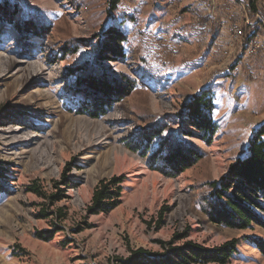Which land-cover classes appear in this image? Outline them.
Wrapping results in <instances>:
<instances>
[{"label": "rangeland", "instance_id": "374dc122", "mask_svg": "<svg viewBox=\"0 0 264 264\" xmlns=\"http://www.w3.org/2000/svg\"><path fill=\"white\" fill-rule=\"evenodd\" d=\"M252 6L0 0V264H125L139 249L165 256L234 239L226 264H264V207L245 203L259 222L244 230L209 217L214 184L264 129ZM199 96L212 106L208 133L193 114ZM186 152L198 161L183 169L172 156ZM103 181L121 196L91 215Z\"/></svg>", "mask_w": 264, "mask_h": 264}, {"label": "trees", "instance_id": "16d2710c", "mask_svg": "<svg viewBox=\"0 0 264 264\" xmlns=\"http://www.w3.org/2000/svg\"><path fill=\"white\" fill-rule=\"evenodd\" d=\"M252 7L250 9L254 10ZM122 37L123 34L117 32L113 34L112 40L119 43L125 40ZM118 47L121 46L118 45ZM110 51L115 55L121 53V51L115 50V47L114 49L113 47L110 48ZM95 85H100L101 89L107 87L109 93L118 92L115 89L109 90V86L102 83ZM194 101L193 114L196 117V125L200 130L207 133L212 131L211 122L206 115V111L212 108L209 98L199 96ZM186 153L185 156L181 153L172 156L173 162L184 167L183 169L193 166L198 161L193 154ZM109 183V185L117 186L118 183H122V180L121 178H114ZM109 185L103 181L96 189L93 204L89 209L91 215L109 212L116 207L118 198L121 196V186L117 188L115 196H110L114 191L110 189ZM213 190L211 199H214V202L210 206L211 211L209 213L212 221L238 230L249 228L252 222H259L257 215L249 207H246L245 203L249 201L258 208L263 209L264 207L260 201L261 198L264 199V129L259 130L252 138L248 157L237 161L231 168L230 176L220 184L215 183ZM32 191L38 193L39 190L33 188ZM39 237L48 239L50 236L40 234ZM259 245L264 251V243ZM237 246V239L215 249H208L200 244L187 242L183 248H172L170 255L165 256H157L144 249H139L125 261V264H226L237 252Z\"/></svg>", "mask_w": 264, "mask_h": 264}, {"label": "crops", "instance_id": "0c3cea01", "mask_svg": "<svg viewBox=\"0 0 264 264\" xmlns=\"http://www.w3.org/2000/svg\"><path fill=\"white\" fill-rule=\"evenodd\" d=\"M220 5L222 6L223 3ZM216 8H218V7L217 6L214 7V9H216ZM253 8H254V10H251V9L247 10V14L254 17V18H252V25H250V29H254L255 32L260 31V30L262 31V30H264V0H253ZM258 36H260V37H258ZM256 38L262 39L263 36L258 34Z\"/></svg>", "mask_w": 264, "mask_h": 264}, {"label": "built area", "instance_id": "2783aa9c", "mask_svg": "<svg viewBox=\"0 0 264 264\" xmlns=\"http://www.w3.org/2000/svg\"><path fill=\"white\" fill-rule=\"evenodd\" d=\"M235 33L238 35V36H241L242 35V28L240 26H235V29H234Z\"/></svg>", "mask_w": 264, "mask_h": 264}]
</instances>
